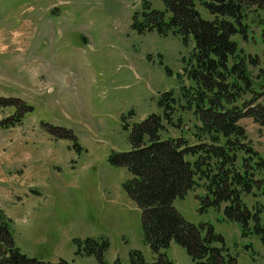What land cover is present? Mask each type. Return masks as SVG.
<instances>
[{
    "label": "rangeland",
    "instance_id": "obj_1",
    "mask_svg": "<svg viewBox=\"0 0 264 264\" xmlns=\"http://www.w3.org/2000/svg\"><path fill=\"white\" fill-rule=\"evenodd\" d=\"M143 1L0 0V97L16 101L0 106V210L27 257L130 264L129 253L137 251L146 263L156 261L141 238L140 209L124 188L131 174L113 157L131 148L136 124L162 114L159 99L167 91L175 110L162 136L188 146L199 140L180 97L191 85V37L149 30ZM149 1L163 9L160 0ZM248 19L245 38H233L261 66L264 12ZM258 66H248L255 81ZM238 123L264 156V128L249 117ZM202 195L200 187L188 189L172 206L201 234L212 226L236 264H264L257 236L242 234L221 207L204 206ZM254 199L243 196L247 206ZM164 252L172 264H193L175 242Z\"/></svg>",
    "mask_w": 264,
    "mask_h": 264
},
{
    "label": "trees",
    "instance_id": "obj_2",
    "mask_svg": "<svg viewBox=\"0 0 264 264\" xmlns=\"http://www.w3.org/2000/svg\"><path fill=\"white\" fill-rule=\"evenodd\" d=\"M160 1L162 10L143 1L142 19L149 30L191 37L185 72L191 85L181 88L180 97L195 117L193 136L199 142L188 146L162 136L163 121H170L175 110V99L167 91L159 99L164 105L162 114L150 113L136 124L129 135L131 148L113 157L131 174L124 188L140 209L143 240L156 256V261L146 263L141 253L131 251L130 264H172L164 252L170 242L182 246L193 264H236L212 226L207 225L201 234L172 206L176 197L196 187L203 190L200 201L204 206L221 207L223 217L236 222L242 234L257 236L264 257V156L252 147L238 123L249 117L264 128V60L258 66L257 57L244 53L233 38H245L249 12H264V0ZM196 3L210 19L199 15ZM163 12L167 13L165 21ZM249 65L258 66L257 81ZM12 102L16 101L0 97V106ZM246 195H255L249 206L243 200ZM214 241L220 245H213ZM0 264L70 263L63 259L44 262L22 254L13 244L8 217L0 210Z\"/></svg>",
    "mask_w": 264,
    "mask_h": 264
},
{
    "label": "water",
    "instance_id": "obj_3",
    "mask_svg": "<svg viewBox=\"0 0 264 264\" xmlns=\"http://www.w3.org/2000/svg\"><path fill=\"white\" fill-rule=\"evenodd\" d=\"M141 238L143 239V234H142V231H141Z\"/></svg>",
    "mask_w": 264,
    "mask_h": 264
}]
</instances>
